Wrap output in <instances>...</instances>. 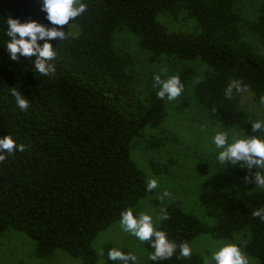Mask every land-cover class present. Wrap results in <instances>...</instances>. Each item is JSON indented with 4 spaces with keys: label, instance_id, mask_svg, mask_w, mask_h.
Here are the masks:
<instances>
[{
    "label": "trees",
    "instance_id": "16d2710c",
    "mask_svg": "<svg viewBox=\"0 0 264 264\" xmlns=\"http://www.w3.org/2000/svg\"><path fill=\"white\" fill-rule=\"evenodd\" d=\"M235 1L83 0L87 10L63 27L66 39L50 41L57 51L50 76L33 71L35 57L12 60L0 46V136L10 133L25 145L24 151L0 162V236L9 230L22 233L33 241L34 258H49L59 250L81 264H97L92 247L96 235L118 221L122 209L152 195L131 157V145L149 124L156 103L143 101L136 92L127 72L129 59L112 48L116 30L136 36L140 47L154 56L205 64L209 75L194 89L200 105L223 126L256 134L246 124L259 118L257 114L241 106L235 89L231 99L226 98L225 89L239 81L256 100L264 96V2L256 20L244 21L259 40V46L252 47L242 39ZM162 12L173 17L185 13L197 22L199 34L167 31L157 20ZM8 15L50 26L38 0H0V45L6 39L3 20ZM71 24L77 27L74 34ZM13 88L30 102L26 111L16 106ZM162 132L160 140L172 135ZM238 167L226 170L244 180L246 170ZM152 168L158 172L156 165ZM198 201L214 223L173 201L165 208L169 218L157 227L170 240L190 246L204 234L227 240L242 234L246 254L264 264V221L252 215L264 208V192L236 195L210 189L202 191ZM144 248L151 253L147 242ZM202 262L195 252L189 258L174 254L148 260Z\"/></svg>",
    "mask_w": 264,
    "mask_h": 264
},
{
    "label": "rangeland",
    "instance_id": "374dc122",
    "mask_svg": "<svg viewBox=\"0 0 264 264\" xmlns=\"http://www.w3.org/2000/svg\"><path fill=\"white\" fill-rule=\"evenodd\" d=\"M263 2L264 0H237L233 5V10L242 21L240 24L242 39L252 47L259 46V40L248 30L244 21L256 20ZM157 20L169 32H180L189 36L199 34L197 22L183 12L176 17L162 12L157 16ZM69 27L72 34L77 32L75 25L71 24ZM112 48L119 56L129 59L127 72L132 77L140 98L147 103L150 100L156 103L149 124L131 145V157L144 172L146 181L154 178L158 182V187L152 190L150 197L142 199L133 208L151 213L157 218L158 225L160 210L177 201L184 211L212 224L215 219L205 215L204 207L198 201V195L202 191L221 189L236 195L264 192V189L255 187L251 180L245 182L215 164L217 149L211 143L212 134L220 129L228 131L230 136L233 133L240 135L244 133L237 128L223 126L198 102L194 89L209 75L205 64L198 60L166 55L154 56L142 49L139 39L125 29L113 33ZM162 69H167L165 75H178L184 84V91L174 101L158 99L156 89L152 86L153 75L160 73ZM238 96L244 109L264 119V105L259 104L253 92L245 89L238 92ZM162 131L170 132L171 137L160 140ZM156 140H160L161 143L154 145L153 142ZM152 164L156 165L157 173L153 171ZM164 191L168 192V196H162ZM237 239L246 245L247 239L242 234L228 241L235 242ZM220 240L227 239H214L204 234L192 241L193 252L202 257V264L209 249ZM107 241L118 246H126L137 256L140 264H148L150 253L145 250L144 244L123 233L118 221L99 232L94 238L92 247L97 254L99 245ZM111 246L110 242L103 245V258L107 264H114L107 260V252ZM127 248H122V251L127 252ZM32 249L33 241L20 232L9 230L0 236V264H81L79 259L59 250L49 258H34ZM249 259L250 264H257L255 259L251 257Z\"/></svg>",
    "mask_w": 264,
    "mask_h": 264
},
{
    "label": "clouds",
    "instance_id": "9594fccd",
    "mask_svg": "<svg viewBox=\"0 0 264 264\" xmlns=\"http://www.w3.org/2000/svg\"><path fill=\"white\" fill-rule=\"evenodd\" d=\"M40 10L45 14V19L50 26H46L36 20L21 22L18 18L8 15L3 20V32L6 37L2 46L12 60L18 57H35L33 71L41 76H50L55 72L52 63L56 59L57 51L50 41H64L67 33L62 29L70 20H75L87 10V4L83 0H38ZM60 26V27H57ZM167 69L152 77L153 88L160 100L174 101L184 91V84L178 75H165ZM245 90V86L239 81H233L225 89V97L231 99L232 91ZM16 106L21 111H26L30 102L25 99L20 91L11 90ZM259 104L264 105V96L259 97ZM252 133L248 134L244 128V134L233 133L223 129L216 130L211 136V143L217 149L215 164L220 169H229L239 165L238 168L246 170L245 182L251 180L254 186L264 189V119L257 118L248 124ZM25 150V145L17 143L12 134L0 136V162L7 159L14 152ZM158 187L156 179H149L146 190L152 191ZM163 197L168 196L164 191ZM254 217L264 221V208H256L252 211ZM168 214L161 209L158 220H167ZM119 228L123 233L134 237L141 244L147 242L152 249L148 259L157 262L170 259L173 255L177 258H189L193 254L192 247L187 242H176L168 238L166 231L157 227V218L145 211H137L129 206L121 210L118 219ZM110 242L111 248L107 252V260L114 264H140L137 256L124 245H115L111 241L102 242L99 245V264H107L103 258V245ZM245 244L238 239L233 241H217L209 249L204 257V264H250V259L244 251ZM127 248L128 251H122Z\"/></svg>",
    "mask_w": 264,
    "mask_h": 264
}]
</instances>
